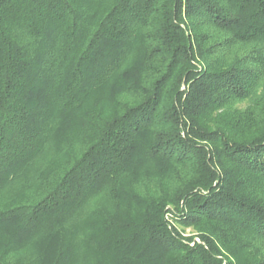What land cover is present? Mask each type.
<instances>
[{
  "label": "trees",
  "instance_id": "obj_1",
  "mask_svg": "<svg viewBox=\"0 0 264 264\" xmlns=\"http://www.w3.org/2000/svg\"><path fill=\"white\" fill-rule=\"evenodd\" d=\"M0 264H264V0H0Z\"/></svg>",
  "mask_w": 264,
  "mask_h": 264
},
{
  "label": "rangeland",
  "instance_id": "obj_2",
  "mask_svg": "<svg viewBox=\"0 0 264 264\" xmlns=\"http://www.w3.org/2000/svg\"><path fill=\"white\" fill-rule=\"evenodd\" d=\"M10 195V194H8ZM12 195V194H11ZM184 236H187V237H190V238H193L194 242H200V238L198 236V233L195 232L193 229L191 228H187L185 231H184Z\"/></svg>",
  "mask_w": 264,
  "mask_h": 264
}]
</instances>
